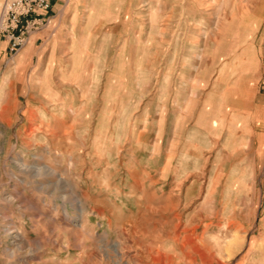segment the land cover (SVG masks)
I'll use <instances>...</instances> for the list:
<instances>
[{
  "label": "rangeland",
  "instance_id": "rangeland-1",
  "mask_svg": "<svg viewBox=\"0 0 264 264\" xmlns=\"http://www.w3.org/2000/svg\"><path fill=\"white\" fill-rule=\"evenodd\" d=\"M49 2L17 53L0 35V264H264V75L200 58L248 0Z\"/></svg>",
  "mask_w": 264,
  "mask_h": 264
},
{
  "label": "crops",
  "instance_id": "crops-1",
  "mask_svg": "<svg viewBox=\"0 0 264 264\" xmlns=\"http://www.w3.org/2000/svg\"><path fill=\"white\" fill-rule=\"evenodd\" d=\"M245 6L247 7L248 16L247 21H243L241 36H233V31H231V34L229 32L226 37H219L217 41H210L211 45L216 44V51H206L203 53L204 56L200 58L204 60L240 61L238 65H242L241 73L248 77V80L260 82L261 76L264 75V0H248V4H245ZM50 56V60H52L53 55ZM44 57L49 59V54L26 51L18 55L15 60H18V62L27 59L36 61ZM71 57L72 55L69 52V58ZM196 91L198 92V90ZM215 92L218 93L217 99L219 100L231 101L235 97L228 90H225L223 94L220 90ZM237 98L239 100L241 97L238 95ZM253 100L258 110H264V93H257ZM204 135L206 138L202 142L204 145L200 144L199 147L209 145L210 133L206 132Z\"/></svg>",
  "mask_w": 264,
  "mask_h": 264
},
{
  "label": "built area",
  "instance_id": "built-area-1",
  "mask_svg": "<svg viewBox=\"0 0 264 264\" xmlns=\"http://www.w3.org/2000/svg\"><path fill=\"white\" fill-rule=\"evenodd\" d=\"M49 0H5L0 15V35L8 41L11 53H17L38 24L32 16L49 11Z\"/></svg>",
  "mask_w": 264,
  "mask_h": 264
},
{
  "label": "bare ground",
  "instance_id": "bare-ground-1",
  "mask_svg": "<svg viewBox=\"0 0 264 264\" xmlns=\"http://www.w3.org/2000/svg\"><path fill=\"white\" fill-rule=\"evenodd\" d=\"M260 26V25H259ZM259 30V29H258ZM254 96H252L251 99H253ZM252 103L248 102L249 105V125L246 127L247 132V149L251 151V153H255L257 158L259 159V163L261 164L262 168L264 169V110H258V108L254 105V100H251ZM233 102V101H232ZM243 103V102H241ZM247 104V103H246ZM240 106V105H239ZM238 106V107H239ZM235 107V106H234ZM242 106H240L241 108ZM252 109V110H251ZM253 109H255L253 111ZM258 113V119L255 121L253 117L257 116ZM256 119V118H255ZM231 134V133H230ZM229 134V135H230ZM238 139V138H237ZM226 142V141H225ZM242 145V144H241ZM240 146V145H239ZM219 154V152H218ZM252 157V156H251ZM244 158V157H243ZM238 167V166H237ZM233 175V174H232ZM264 182V181H263ZM211 183V182H210ZM215 184V183H213ZM251 184V183H250ZM218 185V184H217ZM215 186V185H214ZM220 186V184H219ZM222 186V185H221ZM227 187V186H226ZM213 192V191H212ZM210 193V192H209ZM214 193V192H213ZM240 193V192H239ZM212 194V193H211ZM208 195V194H207ZM211 196V195H210ZM215 196V195H213ZM209 197V196H208ZM235 197V196H234ZM207 198V197H206ZM210 198V197H209ZM216 199V198H215ZM221 199V198H220ZM206 201V200H205ZM207 203V202H206ZM220 205V204H219ZM218 205V206H219ZM207 206V205H205ZM248 208V207H247ZM223 209V208H222ZM205 210V209H204ZM263 211V210H262ZM207 212V211H206ZM238 212V211H237ZM231 216V215H230ZM188 219V218H187ZM222 220V219H221ZM187 222V221H186ZM184 226V225H183ZM178 227V226H176ZM183 231H187V229H184ZM231 233V232H230ZM190 241V240H189ZM235 238L227 243V246L225 248V252L230 256L233 252V246H234ZM186 243V242H185ZM175 244V243H174ZM203 246V245H202ZM206 250V249H205ZM196 259V258H195ZM190 262V261H189ZM192 262V261H191ZM191 264V263H190Z\"/></svg>",
  "mask_w": 264,
  "mask_h": 264
}]
</instances>
